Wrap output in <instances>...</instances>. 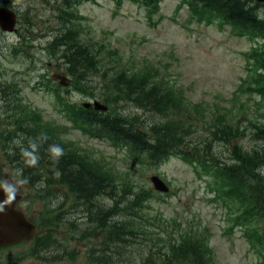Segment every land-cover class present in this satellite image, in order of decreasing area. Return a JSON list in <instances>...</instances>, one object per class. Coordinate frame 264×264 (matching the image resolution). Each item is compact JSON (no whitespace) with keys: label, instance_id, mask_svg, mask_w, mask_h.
Returning <instances> with one entry per match:
<instances>
[{"label":"rangeland","instance_id":"obj_1","mask_svg":"<svg viewBox=\"0 0 264 264\" xmlns=\"http://www.w3.org/2000/svg\"><path fill=\"white\" fill-rule=\"evenodd\" d=\"M142 2L143 0H140V3ZM0 3L8 7L13 4L14 9L31 16L36 13L37 5L40 9V12L32 17L33 23L23 19L18 22L15 19L17 28L23 24L22 33L26 39H23L19 33L5 35L0 28V87L3 88L4 85V89L13 90L12 92L19 95L20 104L17 108L23 111L22 124L27 126L26 128L16 126L14 118H10L7 127L3 120L6 114L2 109L0 110V131L5 130L0 134L1 180L13 182L26 178L20 177L22 171L15 167V164L28 176L46 174L50 167L45 161L41 162V156L37 167L34 168L21 160V148H27L30 142H37L34 137L28 138L24 133L32 132V127L38 129L48 127L54 121L66 123L69 127L67 140L72 141L74 146L84 147L92 157L99 158L111 168L122 173L128 172L133 181V194H127L123 191V181L116 177V182L114 186L112 185L115 191L110 190L112 188L109 186H104L105 191L108 192L98 195L91 207L97 210L102 208L104 211L114 207L108 217L115 221L130 220L136 212L150 214L154 217L149 223L164 222L165 230L150 224L146 229L163 236L165 240L171 230H201L208 240L211 255L209 264H255L261 259L245 237V227L236 226L232 231H228L233 211L229 207L235 200L232 198L212 200L213 196L216 197L219 184L212 175L203 173L200 167L194 168L176 156L170 157L158 167L133 162L127 157L126 149L116 148L108 141L87 136L73 127L67 118L61 116V108L54 92L46 88L54 72L62 73L66 70L67 73L65 52L58 50L52 53L47 50L46 45L54 36L64 37L66 21L72 22L74 24H69L72 34L80 36L83 42L93 44L98 49V61L86 73L87 79L84 81L86 86L91 88L94 81L97 88L94 91H104L105 79L94 74L103 65L118 69L123 67L130 73L152 71L156 68L154 79H171L170 85L184 88L182 90L192 103L205 102L211 107H214V104L227 106L224 111L229 121L233 123L235 137L228 142L216 138L213 140L210 152L216 156V160L229 165L232 150L242 146L240 151L243 152V160L239 162L237 168L245 178L247 172L242 167L246 164L245 152L247 148L252 152V148L255 147L262 162L259 172L264 175V133L256 135L257 128L252 126L255 123L264 124V95L256 87L262 81V74L257 70L247 74L250 65L244 53L251 48L252 44L249 40L235 36L230 27L221 26L220 23L204 24L189 21L193 12L186 5L185 0H162L157 12H153V8L142 6L138 0H124L120 7L116 6L114 0H79L73 7L67 9L64 0H50V4L44 0H0ZM256 12L264 18V7L263 9L257 7ZM54 13H56L55 19ZM49 14L51 15L48 17ZM28 28H31L36 36L33 41L29 40L26 32ZM39 36L43 40L41 43ZM25 41L28 44H25ZM110 50H114L116 54L111 53ZM245 77L248 86L254 89L249 88L247 94L241 95L239 100L234 96V91ZM39 82L43 85L40 89L36 86ZM72 85L66 87L70 88V92H66V100L77 104L93 98L102 100L99 96L94 97L75 91ZM1 105H3L2 100H0ZM240 107L245 110V115L240 112ZM120 110L129 115L143 113V118L147 121L159 118L150 111H142L132 102L121 101ZM158 115L163 117L161 114ZM238 127L243 134L241 136H238ZM199 128L201 127L197 126L194 130ZM246 132L248 134L245 136ZM191 138L197 142L203 138V134L198 130L191 135ZM154 174L163 176L173 193L169 196L165 194L162 198L157 196L148 198L142 202V205L140 204V207L132 205L131 200L141 187L155 191L151 181V176ZM258 178L259 176H256L254 179ZM33 185L39 189L42 180H34ZM46 185L49 188L41 194L49 204V217H53L50 227L61 235L70 222L68 230H73L76 238L80 236L83 238L84 234H93L95 222L85 224L87 217L83 216V208L70 209L69 201H66V214H62L59 219L55 218L57 193L54 186L58 184ZM262 186L264 187V183ZM250 187L255 190L259 188V186ZM18 192H21V189ZM32 216L35 217L34 214ZM71 219L73 222L70 221ZM74 223L79 224L81 228ZM96 232L97 230L94 233ZM71 244L74 248H78L75 241ZM154 250L157 252L158 247ZM81 251L83 252L82 249ZM115 252L118 255L117 249ZM144 252H146L145 241L134 243L130 248L122 250L120 259H125L123 255H126L127 263L133 260L139 263L141 262L138 259L139 254L142 255ZM66 264H80V261L66 262ZM180 264H185V261Z\"/></svg>","mask_w":264,"mask_h":264},{"label":"trees","instance_id":"obj_2","mask_svg":"<svg viewBox=\"0 0 264 264\" xmlns=\"http://www.w3.org/2000/svg\"><path fill=\"white\" fill-rule=\"evenodd\" d=\"M78 1L66 0V4L68 3L66 9ZM143 1L151 4L159 0ZM185 2L194 8L193 2L189 0ZM211 4L223 14L230 5L237 14L193 15L192 19L199 23L204 21L211 23L215 19H221L233 25V33L237 36H246L251 39L258 34L264 36V18L260 20L256 16L240 15L241 0H202L195 5L197 7L202 5L205 9ZM69 24L74 23L66 21L64 37L59 35L53 39V52L56 53L58 50L65 52L66 69L73 77V85L78 91L94 97L99 96L109 106L107 112H95L66 101V117L85 134L108 141L116 148L126 149L127 157L133 162L151 167H158L172 156H179L192 162L191 164L201 163L203 160L206 163L205 155L210 153V147L215 138L228 142L235 137L233 123L229 121L224 111L226 105L214 104V107H211L205 102L192 103L182 90L184 88H175L170 85L171 79H154L156 68L152 71L130 73L123 67L118 69L103 65L94 74L105 79L104 91H94L97 89L94 81L91 88L86 86L84 82L87 79L86 73L98 61V49L93 44L83 42L80 36L72 34ZM248 55H254V53L250 52ZM153 80L156 82H152ZM256 87L264 93V81ZM249 88L254 89L252 86L245 87L242 83L234 91V96L240 100V96L246 94ZM121 101L132 102L142 111H150L152 115L159 118L147 121L143 118V113L125 114L120 110ZM240 112L243 115L246 114L242 107ZM197 126L201 128L194 130ZM252 126L257 128L256 135L264 133V124L255 123ZM198 130L202 132L203 138L194 142L191 135ZM237 133L238 136L243 135L239 127ZM247 134L246 132L245 136ZM52 142L63 147L64 155L58 161L50 158L47 151L51 143L50 139L49 143L45 141L36 143L39 146L38 156L42 157L41 162L45 161L54 168L55 171L51 172L56 175L54 183L66 185V201L70 202V209L81 207L88 222H97V230L100 229L103 233L101 239L103 252L100 256H96L100 264H126L128 261L126 255H123L125 259H120L122 250L142 241H145L146 252L139 254L138 259L141 262L135 263L133 260L127 264H180L184 261L185 264H208L210 252L208 244L203 242L206 236L200 231L173 230L165 240L163 236L146 229L150 219L154 217L150 214L136 212L130 220L115 221L108 217L114 207L108 211L91 207L98 195L108 192V190L105 191L104 186L111 188L112 185L114 186L116 177L123 181V191L133 194V181L130 174L111 168L99 158L92 157L89 151L74 146L72 141L57 133L56 128ZM240 149L237 146L232 150L231 156L235 158V161L221 171L224 177L218 180L219 184L216 185L218 197L223 200L235 197L244 201L248 215H256L259 220H264V187L262 186L264 175L259 172L262 162L257 151L253 149L250 152L246 149V164L242 165L247 172L244 178L237 168L239 162L243 160V152ZM192 154H196L197 159ZM35 166L37 167V164ZM35 166L30 165L31 168ZM256 176L259 178L255 180ZM30 179L32 180L33 177ZM250 186H259V188L255 190ZM110 190L115 191L114 188ZM150 192L151 190L146 187H141L131 200L132 205L140 207V204L142 205V202L150 197ZM235 207L239 208L237 204ZM164 224L159 222L150 225H157L159 229H164ZM252 234H255L253 239L255 243L259 245L264 243V231L252 232ZM93 237V234L88 236L91 240ZM156 247H158L157 252L154 250ZM115 249L118 250V255Z\"/></svg>","mask_w":264,"mask_h":264},{"label":"flooded vegetation","instance_id":"obj_3","mask_svg":"<svg viewBox=\"0 0 264 264\" xmlns=\"http://www.w3.org/2000/svg\"><path fill=\"white\" fill-rule=\"evenodd\" d=\"M242 9L240 10V15L242 16H259V13L256 12V8L263 9L264 2L260 0H241ZM227 14H237L236 11L231 9V6L228 5ZM239 9V8H238ZM13 91V90H12ZM12 91H7L0 87V100H2L3 105L0 106L6 116L4 117V124L8 127L9 119L14 118L15 125L20 126L23 123L22 113L23 111L17 108V105L20 103V97L16 95H11ZM8 113H15L14 115ZM5 130H1V133H4ZM32 132L25 133L28 138L33 137ZM30 217V221L38 227L37 235L21 243L13 245H5L0 247V264H66V244H59L65 248L63 254L64 261H59L55 257L61 256L59 250H57L58 245L53 241L51 235L41 234L37 222L34 220L32 213H27ZM53 253H55L53 255ZM53 255V256H51ZM63 262V263H62Z\"/></svg>","mask_w":264,"mask_h":264},{"label":"water","instance_id":"obj_4","mask_svg":"<svg viewBox=\"0 0 264 264\" xmlns=\"http://www.w3.org/2000/svg\"><path fill=\"white\" fill-rule=\"evenodd\" d=\"M6 20V24L3 25L5 29H7V25L13 24L8 17ZM86 106L90 107L91 104L86 103ZM94 106L99 110L107 109L98 101L95 102ZM151 180L156 189L160 191L168 190V187L159 177L153 176ZM20 198L21 196L17 194L15 200L9 204L5 201L3 191L0 190V202L4 201V211L0 212V246L28 239L36 233L35 226L27 220L24 212L16 208V202Z\"/></svg>","mask_w":264,"mask_h":264},{"label":"clouds","instance_id":"obj_5","mask_svg":"<svg viewBox=\"0 0 264 264\" xmlns=\"http://www.w3.org/2000/svg\"><path fill=\"white\" fill-rule=\"evenodd\" d=\"M39 146L35 142H30L27 148H21V154L25 158V162L31 166H35L39 160L38 156ZM48 154L53 161H58L64 155V149L59 144H50ZM25 181L23 179L12 183L8 181L0 182V190L3 191L5 201L12 203L18 193L17 185H22ZM4 211V201L0 202V212Z\"/></svg>","mask_w":264,"mask_h":264}]
</instances>
